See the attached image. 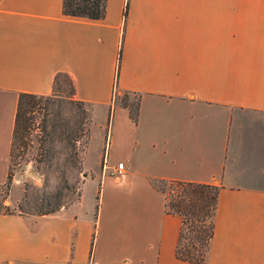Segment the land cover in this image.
I'll list each match as a JSON object with an SVG mask.
<instances>
[{
	"label": "crops",
	"instance_id": "obj_1",
	"mask_svg": "<svg viewBox=\"0 0 264 264\" xmlns=\"http://www.w3.org/2000/svg\"><path fill=\"white\" fill-rule=\"evenodd\" d=\"M62 1L0 0V185L19 93L49 95L69 77L110 132L105 170L126 156L123 176L139 175L162 200L158 228L125 258L264 264V0H106L101 19L65 15ZM122 91L139 98L136 121L114 103ZM157 179L221 186L204 262L176 258L180 218L165 211ZM81 205L0 212V264H90L99 218L75 213Z\"/></svg>",
	"mask_w": 264,
	"mask_h": 264
},
{
	"label": "rangeland",
	"instance_id": "obj_2",
	"mask_svg": "<svg viewBox=\"0 0 264 264\" xmlns=\"http://www.w3.org/2000/svg\"><path fill=\"white\" fill-rule=\"evenodd\" d=\"M54 90L52 101L42 99V108L35 114L26 144L16 145L11 161L12 179L10 183L5 181L0 185V210L33 212L40 201L36 203L35 195L43 198L44 206L47 201L52 203L55 195L59 194L67 207L81 201L82 205L74 208L75 213L90 211L94 216L98 213L97 220L99 218L91 245L90 264L96 261L98 264H141L138 260L125 258L122 250L124 248L125 252L128 248L129 252L132 246L138 254L142 252L146 237L158 228L162 207L160 194L145 188L139 175L125 178L124 173L119 175L116 171L105 170L104 159L99 154L107 155L110 132L107 138L103 117L93 118L91 104L76 102L69 77H60ZM138 100L137 95L124 91L114 97L115 104L126 102L131 107ZM67 122L73 127H83L77 131L79 137L73 141V149L59 138ZM52 123L57 125L56 136L40 145L38 139L45 137L40 127L46 124L49 130ZM118 123L116 115L114 127ZM121 124L122 121L113 128L114 137L120 132ZM117 142L112 138L111 153ZM41 152L46 153L45 160L37 161ZM73 152H77L75 166L69 161ZM141 158L139 156V167L143 166ZM121 160L128 164L126 156H121ZM114 175H117V181ZM163 180H154L153 184L155 188L162 187L168 192V181ZM25 188L27 197H24ZM94 251L96 259L93 260Z\"/></svg>",
	"mask_w": 264,
	"mask_h": 264
},
{
	"label": "trees",
	"instance_id": "obj_3",
	"mask_svg": "<svg viewBox=\"0 0 264 264\" xmlns=\"http://www.w3.org/2000/svg\"><path fill=\"white\" fill-rule=\"evenodd\" d=\"M62 10L65 15L73 17H85L89 19H101L105 15L106 0H63ZM118 52V59L120 53ZM72 91L74 95L73 81L70 79ZM56 83V81H55ZM55 90L49 95H38L34 93L20 92L17 101L15 114V124L13 129L11 150H10V166L7 174L6 182L10 183L12 179L11 161L15 156V148L17 143L26 144V137L29 135L33 127L35 114L42 108V99L52 101L55 96ZM79 104L85 102L77 100ZM121 106L126 107L133 121L138 116L139 100L131 107L130 104L123 102ZM68 123V122H67ZM56 124L52 123L51 129L47 130L46 124L40 127V131L44 134V138L40 136L38 139L40 145L44 142L52 141L56 136ZM83 127H73L69 123L64 124V129L60 133V139L64 140L70 148H74L73 141L79 137L78 130ZM46 153H39L37 161L45 160ZM48 156V155H47ZM69 161L72 166L77 163V152L70 154ZM163 180V179H162ZM168 181L170 190L167 192L164 188H157L164 194L165 211L167 213L176 214L180 218V226L175 244L176 258L192 263H202L205 261L210 243L214 235L215 214L218 204V197L221 186L214 183L183 181V180H163ZM28 192L24 191V197ZM36 203L39 201L35 211H24L20 209V214L25 215H44L56 212L57 210L67 207L61 202V195H55L54 201L43 205V198L35 195ZM20 208V207H19ZM4 213H10L1 211Z\"/></svg>",
	"mask_w": 264,
	"mask_h": 264
},
{
	"label": "built area",
	"instance_id": "obj_4",
	"mask_svg": "<svg viewBox=\"0 0 264 264\" xmlns=\"http://www.w3.org/2000/svg\"><path fill=\"white\" fill-rule=\"evenodd\" d=\"M124 169H125L124 162L122 161H119L115 166V170L117 173H119V175L124 173Z\"/></svg>",
	"mask_w": 264,
	"mask_h": 264
}]
</instances>
